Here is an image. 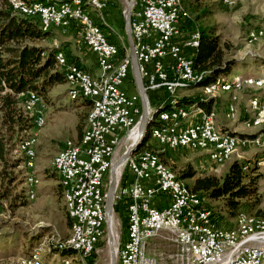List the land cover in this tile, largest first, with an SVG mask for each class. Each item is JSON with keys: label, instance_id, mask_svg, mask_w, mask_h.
Here are the masks:
<instances>
[{"label": "built area", "instance_id": "obj_1", "mask_svg": "<svg viewBox=\"0 0 264 264\" xmlns=\"http://www.w3.org/2000/svg\"><path fill=\"white\" fill-rule=\"evenodd\" d=\"M108 2L96 0L101 10L106 8ZM24 9H31L29 17H37L39 22H45V26H48V18H56V27L76 24L82 41L96 53L99 67L104 70L112 57L113 44L89 18L83 0L61 8L26 3ZM15 12L24 14V10ZM182 24L184 17L178 15L172 0L133 2L130 28L145 89L148 92H165L168 102L171 98H179V90L188 88L190 81L201 77L195 70H184L185 55L177 42ZM184 46L191 47L189 33ZM60 55L65 57L63 52ZM81 69L79 67V73ZM130 69L131 61L126 67H120L118 77L105 93L91 89L90 79L93 76L90 72L88 78H82L84 90H88L96 102V114L83 146L70 159V166H65L66 189L72 198L74 215L78 218L80 238L77 241H61L77 244L87 257L96 251L105 232L104 177L122 138L124 135L131 137L138 123L139 96L124 88L129 81ZM258 85L261 89L260 83ZM23 103L33 113L34 125L29 138L23 141L19 150V154L26 157L27 170L29 144L35 142L37 121L41 119L42 109L36 100H30L27 95ZM261 103L264 107V101ZM178 113L181 112L168 114L160 121L164 125L174 123L173 132L163 130L155 134L154 139L163 142L164 147L203 152V146H210L208 157L216 164L219 156L232 150V146L264 147V139L251 143L231 140L221 142L215 117H209L208 113L198 112L189 122L175 125ZM243 121L248 127L246 117ZM125 165L126 172L118 175L114 197V200L124 199L127 210V236L117 250L118 264H159L147 254L146 244L163 229L174 235L182 264L264 263V225L245 227V224H241L239 231H231L230 226L220 225L218 220L210 221L213 211L203 204L200 195H182V189H177L175 184L177 175H162V167L148 164L137 153L132 154ZM28 177L30 193L34 196L33 173L28 172ZM160 196H167L169 203L156 207L152 203L153 199ZM190 227H197V236H190Z\"/></svg>", "mask_w": 264, "mask_h": 264}, {"label": "rangeland", "instance_id": "obj_2", "mask_svg": "<svg viewBox=\"0 0 264 264\" xmlns=\"http://www.w3.org/2000/svg\"><path fill=\"white\" fill-rule=\"evenodd\" d=\"M83 4L88 5V0H83ZM208 4L212 6H210L212 11L205 17L197 19L193 16L194 13H189L184 7V4L181 3V9L183 5V12L185 13V16L189 18L184 22L185 30L186 32L191 31V37L194 32L200 31L199 27H213L214 31L220 38V45L224 43L226 44V47H224L226 56L235 60L237 63L233 69V73L227 79L228 82H224L227 88H219L213 92L214 96H222L227 102L230 101L229 94H232L231 100L234 105L231 104L230 111L228 109V112L231 113H225L226 108L224 109L222 105L220 107H212L210 110L214 111L215 123L220 131L228 132L240 139L255 137L263 132L264 122L260 127L252 129L249 127L248 129L241 119V114L243 112L246 113L247 108L249 110L253 95L262 90V88L259 89L256 87L251 80L264 75V65L262 64L264 61V0H227V3L224 2V0H208ZM125 7V0H110L106 8L102 11L98 12L89 8V12H92L91 15L95 22L98 21L97 23H100L99 25L104 29L103 32L107 38L110 41L114 38V41L117 42L119 46L126 47L128 52V42L124 28ZM111 11L118 14L119 24L116 27L111 23H109L108 27L103 23L104 21L99 20L100 16L98 15H104L105 12L110 14ZM94 14L97 20L94 17ZM75 25L76 24L71 23V26L69 27L52 26L50 29L51 36L48 39L42 40L40 44L44 46L54 45L55 43L53 39H56L57 42L55 45L58 46L60 45L58 41L64 40L62 39L63 34L68 32H74L77 39L80 42H83L78 33V28ZM187 34L185 35L187 36ZM62 43L69 44V42ZM190 51L193 53L194 50L191 49ZM68 53V56L72 55V51H69ZM125 56H128L129 58L128 53ZM62 58L67 65L73 64L68 63L65 57ZM130 72L129 79L130 76H132L133 79V84L131 83V93H137L139 96L131 69ZM232 83L235 85L233 88L230 85ZM199 88L200 87H188L179 90L177 96H180L179 94L181 91H185L184 94H189L188 96L200 98L199 95L202 94V96H204L205 94L202 89ZM263 91L264 90H262V92ZM146 94L149 111L152 112L154 106L151 104L150 97L153 95V92H148L146 90ZM82 98H85V96L76 92L66 81L64 83L55 84L50 91L47 92L45 97H39V106L44 114V125L37 131L35 137L36 157L33 173L36 182V197L32 200L28 199L25 192V168L22 154H19L16 150L12 151L13 157L21 160V165L12 172L17 179L15 181V186L12 188L11 196L0 199V264H32L29 260L30 256H26L27 253H25V249L30 248L31 246V248H35L33 251H38L37 253H39L42 264H65L67 262L68 264L111 263L106 224L104 236L98 244L96 251L87 258L75 250H71L73 252L67 253L58 252L45 254V249L49 242H62L61 238L69 233L64 200L59 186L58 176L52 167V159L56 153L62 149L66 140L72 139L78 141L84 130H86V117L90 107L84 103L85 101ZM139 106L140 114L137 122H139L141 115L140 97ZM80 113H85L84 119L83 117L79 118ZM28 115L30 116V114ZM79 119L81 121L80 124L82 129L80 136L76 129V123L79 122ZM136 130L131 137H126L124 135L115 151L113 161L119 158L128 146L132 144L136 136ZM30 131L31 130L23 132L20 136V141L25 140L30 135ZM40 131L45 133L42 132L40 135ZM262 139H264V136ZM142 144L145 146V149H147L146 146H150L148 149L151 151L154 150L156 155L159 154V160L176 174L179 170L184 168L187 163H191L192 160L200 157L198 153H190V151L197 152L194 150L187 148H167L162 146L157 140L150 137L149 130H147L140 146H143ZM261 150H264V147L259 149L251 145L237 146L234 149L231 158L222 165L214 163L209 159L208 154L205 153V156L208 157V159L205 160H207L208 163H204L200 169L198 168L199 172H206L204 169H209L210 167V169L207 170V173L220 176L235 160L242 162L241 164L243 165L250 162V165L254 166V163H256V172L263 174L257 181L260 200L254 209L248 210L243 208V211L253 215L256 213V210H260V215L257 217H264V154L263 156H261L262 154L260 155ZM257 155L259 156L254 158L253 163V157ZM177 157L181 158L179 162L174 160V158ZM125 162L120 166L119 173L123 171L126 172ZM109 172L110 171H108L104 177V190L106 194L110 181ZM184 182L182 183L189 184L191 181L188 180ZM21 191H23L22 197L19 195L16 200H13V197ZM114 201H116V199ZM203 202L213 209V214L216 215L217 222L220 225H230L231 227L235 225V216L229 217L227 209L220 201L204 199ZM120 203L123 206L122 211L115 212L113 209L111 218V230L114 237V247L116 251L115 264H118L117 250L127 236L126 201L123 199L120 200ZM163 236L168 237L169 239H163ZM67 237L65 239H67ZM146 252L151 257H154L159 264H182L181 258L179 257L180 251L174 240V235L166 229L159 231L155 238L147 242Z\"/></svg>", "mask_w": 264, "mask_h": 264}, {"label": "trees", "instance_id": "obj_3", "mask_svg": "<svg viewBox=\"0 0 264 264\" xmlns=\"http://www.w3.org/2000/svg\"><path fill=\"white\" fill-rule=\"evenodd\" d=\"M181 3L184 4L189 13H194L193 16L197 19L205 17L212 11V6L208 4V0H181ZM180 11L179 15L184 17V22H186L189 18L183 12V5ZM97 24L99 25V23ZM99 27L101 26L99 25ZM50 29L44 30L37 17H29L13 11L9 0L0 1V199L11 196L12 188L17 179L12 172L21 165V160L14 158L12 151L20 142L21 134L31 130L34 126L33 114L26 111L23 105L26 95L33 93L38 98L40 96L45 97L55 84L65 82V68L55 59V55L59 51H63V48L59 45L44 46L40 44L42 40L51 36ZM199 30V46L188 58L192 59L193 68L201 75V79L189 87L196 88L208 83L228 82L227 79L233 73L237 63L226 56L224 52L226 44L220 45V38L213 27H199ZM117 45V57L123 58L126 55V47ZM65 57L68 63H73L70 56L65 54ZM262 64L264 65V61ZM129 81L133 84L132 76H130ZM230 85L232 88L235 86L234 83ZM260 92L262 93V90L254 95ZM163 94V101L161 100L156 105L157 109L160 107L168 108L172 100L180 105L197 102L205 110L221 105L227 109L230 104H233L232 94H229L230 101L228 102L222 96H206L204 94V96L199 95L200 98L191 96L171 98L168 102L167 94L165 92ZM82 99L90 107V99ZM84 114L80 113L79 118L83 117L84 119ZM241 115L242 120L245 117L248 119V108L246 113L243 112ZM80 122L79 119V122L76 123L79 136L82 131ZM150 122L151 124L154 123L153 120ZM146 147L147 149L150 148V146ZM142 148L145 146H140L133 154ZM263 154L264 150H261L260 155L263 156ZM157 155L159 157V154ZM258 156L253 157V163L254 158ZM241 163L237 160L233 161L220 176L214 174L196 176V171L191 163H187L175 174L181 182L190 180L191 182L185 186L191 192L200 195L202 201L204 199L220 201L227 209L228 216L233 217L238 212L243 211V208L254 209L260 200L257 181L263 174L256 172V163L254 166H251L250 162L244 165ZM22 192L16 194L13 200H16L19 195L22 197ZM204 205L213 210L206 204ZM122 207L120 200L114 201L113 209L115 212H121ZM255 212L253 215L259 216L261 211L256 210ZM67 223L70 229L71 221L69 218ZM68 235L61 239L64 240ZM62 245L63 242H49L45 254L73 252L63 249ZM31 247L25 249L26 256H30L35 249Z\"/></svg>", "mask_w": 264, "mask_h": 264}, {"label": "bare ground", "instance_id": "obj_4", "mask_svg": "<svg viewBox=\"0 0 264 264\" xmlns=\"http://www.w3.org/2000/svg\"><path fill=\"white\" fill-rule=\"evenodd\" d=\"M78 1L79 0H32V1L30 0L29 1L10 0V6L13 11H23L24 10V14L22 15L31 16V9H24L26 3H31L32 6H47L48 8H61L62 6H70L74 3H77ZM172 2H174V7L177 10V13L179 15L180 10H181V0H172ZM224 2L227 3V0H224ZM88 6L92 10H95L98 12L101 11L99 4L96 3V0H88ZM89 18L92 19L90 14H89ZM93 23L95 24V26L99 27L98 24L94 20H93ZM40 24L43 29L48 30L50 29L48 26L56 25V18H48V26H45V22H40ZM99 29L102 31V35L106 36L105 33L103 32V29L101 27H99ZM109 43L111 42L109 41ZM112 44H113L112 57L111 59H109V61H107V64L103 70L108 73L107 74L108 76L106 78L105 85L100 91V93L106 92L108 86L111 83H113V81L118 77L120 67H126L128 61H130V57L128 58V56H125L123 58H118L117 57L118 56L117 46L114 43ZM190 45H191V48L193 49H196L199 46V32H194V34L190 37ZM128 55H129V52H128ZM55 59L61 66L66 67L65 81L69 85H71V88H74L76 92L81 93L83 96H85V98H88L91 101L90 110L86 117V130L82 134L81 141L77 142L71 139L66 140L65 142L67 143L65 144L64 142L63 148L52 159V167L58 176V180H59L58 182H59L62 197L64 200L66 214L71 221L70 231H72V233L69 234L67 239L68 241H77L80 238V226H79L77 216L74 215L71 195H69L68 189H66L67 173H65V166H70V159H72L75 152L79 150L80 147L83 146L85 137L87 134H89V130L91 128L93 117L96 114V102L94 101V97L88 94V90H84V81L82 78H88V72L84 69H81L79 73V66L74 65V64L67 65L59 53L55 55ZM97 62L99 65L98 56H97ZM184 70H194L192 59L186 56H185V62H184ZM200 79L201 77H197L196 79L190 81L189 86L196 84L197 82L200 81ZM251 82L258 88H259L258 83H260L262 90H264V75H262L259 78L251 80ZM90 87L93 91L96 92V88L93 84L92 78L90 79ZM200 88L202 89V91L204 92L206 96H214L213 92L216 89H219V88L226 89L227 87L225 83H221V84L208 83V84L201 86ZM263 95L264 93L254 95L252 97L250 108L248 110L249 111V118L247 119L248 127H251V128L260 127L263 124L262 122H264V107H262V103H261V101H264ZM27 97L30 98V100H36L37 105L39 106V98L36 97L33 93H29ZM231 106L232 105L230 104L227 107L226 113H231V112H228V109L230 111ZM24 108H25V105H24ZM25 109L30 114H33L30 109H27V108ZM210 109L205 110L199 107L197 102L180 105L172 100L168 108L160 107V109H157L158 111L156 115L152 117L151 121L153 120L154 123L151 124L148 129L150 137L154 138L157 132H162L163 130L164 132H173L174 123H167L164 125L163 122H160L168 114L181 112V113H178V118H175V125H182V122H189L191 120V117L195 116L198 112L208 113L209 117H215L214 111ZM43 125H44V114L42 112L41 119L37 121L36 132L40 128H42ZM29 136L27 138H29ZM136 136H137V130H136ZM219 136H220L221 142H228V140H231V141H238L241 143H251L255 140H261L259 135L252 137V138L240 139L234 135L229 134L228 132H223L220 130H219ZM23 141H20L17 144L16 149H15L16 151L19 152ZM158 143H160L163 146V142H158ZM236 147L237 146H232V150H228L227 152H224L223 154H221L218 158L217 164H223L226 161H228L231 158L232 153ZM203 152L210 155V146H203ZM154 154L155 153L153 151L149 149H145V148H142V150L137 152V155L143 158L144 161L148 162V164H155V165H159V167H162V175L175 176L176 174L169 167L163 164V162L159 160L158 156L155 157ZM22 157L24 159L23 164L25 168L26 157L25 156H22ZM35 157H36L35 142H30L29 150H28L27 170L25 168V171H24L25 192H26L28 199L30 200L36 197L35 176L32 171L34 168V164H35L34 162ZM28 172L33 173V178H34L33 179V193H35L34 196H32V193H30L31 183L28 177ZM118 173H119V169L117 170V176H118ZM175 184H176L177 189H182V195H189V193L192 195H198L194 192H191L189 189H187L185 184H183L180 180H178L177 177H175ZM210 221H217V217L213 213H210ZM241 224H245V227H256V225H264V217H257L249 213H246L244 211L239 212L235 216V225L231 227V231H239V229L241 228ZM190 236H197V227H190ZM62 246H63L62 247L63 249L75 250V251L80 252L82 255L87 256L84 254V250L77 244L63 243ZM37 252L38 251H33L30 255L29 260L31 261L32 264H42L39 253ZM65 264H68V262ZM261 264H264V263H261Z\"/></svg>", "mask_w": 264, "mask_h": 264}, {"label": "crops", "instance_id": "obj_5", "mask_svg": "<svg viewBox=\"0 0 264 264\" xmlns=\"http://www.w3.org/2000/svg\"><path fill=\"white\" fill-rule=\"evenodd\" d=\"M110 1V0H109ZM109 3V2H108ZM86 10L89 12V10L91 9L88 5H86ZM90 8V9H89ZM102 11V10H101ZM92 13V12H91ZM91 13L89 12L90 16L92 17ZM100 16L99 17V20L101 21H104L103 23L109 27V23L113 24L115 27L118 26L119 24V18H118V14L114 11H111L110 14L108 12H105L104 15L100 14L98 15ZM94 17L96 18L95 14H94ZM92 19L94 20V18L92 17ZM97 20V18H96ZM95 21V20H94ZM98 22V21H97ZM96 22V23H97ZM100 24V23H99ZM71 26V24L69 25ZM67 26V27H69ZM77 28L78 26L75 25ZM103 29V28H102ZM185 25L182 24L181 27H180V35L179 37L177 38V42L181 45L182 47V53L183 55H185L186 57H191L193 55V53L190 51L191 49L193 48H188V47H185L184 46V41L186 40L187 36L185 34L186 33V30H185ZM104 30V29H103ZM113 31H115L114 29H112ZM72 31V30H71ZM116 32V31H115ZM78 33H79V29H78ZM117 33V32H116ZM189 35L191 33V31H188ZM184 35V36H183ZM61 39V38H60ZM64 40H61L62 42H69V44H63L61 41H58V43L60 44L59 46H61L63 48V51H59L58 53H61L63 52L64 54H69L68 52L69 51H72V55H70V59L73 63L77 64L79 67H81L82 69L86 70L87 72H90V74L93 76L92 78V81H93V84L95 85L96 87V90H97V93H100V91L102 90V88L104 87L105 85V82H106V78H107V72L105 71H102L101 68L99 67L98 65V62H97V55L96 53H93L83 42H80L76 35L74 34V32H68V33H65L63 34V38ZM113 40L111 41H114L115 39L112 38ZM54 40V43L56 44L57 40L56 39H53ZM109 40V39H108ZM110 41V40H109ZM112 43V42H111ZM115 45H117L116 43L117 42H113ZM54 44V45H55ZM57 46V45H55ZM195 50V49H193ZM127 50H126V54H127ZM128 84V85H127ZM124 88L131 93L132 91V88H131V82L128 81V83H126L124 85ZM201 89V88H199ZM185 91H181V93L179 94L180 96L178 97H182V96H188L187 94H184ZM264 91L260 94H263ZM264 96V95H263ZM160 97H161V100L163 101V98H164V94L162 91H156L154 92L153 91V95H151L150 97V101H151V104L153 107V109H156V105L161 102L160 100ZM172 102V101H171ZM248 105H249V101H248ZM202 108V107H201ZM214 108V107H213ZM225 113H226V110H225ZM227 115V114H226ZM85 131V130H84ZM43 131H40V135L42 134ZM45 133V132H43ZM36 135H37V132H36ZM261 139L262 137L264 136V131L259 133L258 134ZM257 136V135H256ZM82 137V136H81ZM72 140V139H71ZM76 141V140H74ZM81 141V138L77 141V142H80ZM63 148V147H62ZM61 150V149H60ZM59 150V151H60ZM58 151V152H59ZM57 152V153H58ZM56 153V154H57ZM190 153H198V155L200 157L198 158H195L194 160L191 161V164L193 165L195 171H196V176H202V175H205V174H212V173H207V170L210 169H204L206 172H199L198 168L200 169L202 165H204V163H208L207 160L205 159H208L207 156H205V152H201V151H197V152H193V151H190ZM180 157H177V158H174L175 161L179 162L180 161ZM184 159V158H183ZM183 161V160H181ZM207 161V162H206ZM222 165V164H221ZM217 170V169H215ZM33 171V170H32ZM216 175V174H214ZM36 183V182H35ZM151 182H148V184H150ZM153 205L156 206V207H163V206H166L168 203H169V199L167 196H160V197H155L153 199ZM230 226V225H228ZM231 227V226H230ZM69 233H70V229H69ZM68 233V234H69ZM163 239H169L168 237H165L163 236L162 237ZM42 254V253H41ZM149 255V254H148ZM150 256V255H149ZM42 257V255H41ZM180 257V256H179Z\"/></svg>", "mask_w": 264, "mask_h": 264}, {"label": "water", "instance_id": "obj_6", "mask_svg": "<svg viewBox=\"0 0 264 264\" xmlns=\"http://www.w3.org/2000/svg\"><path fill=\"white\" fill-rule=\"evenodd\" d=\"M125 1H126V7L124 12V28H125L126 39L128 42V52L131 61V71L141 102V115L137 126L136 138L134 139L132 144L128 146V148L124 151V153L119 158L113 161L109 169L110 181L104 203V213H105V224L108 233V244L110 246V253H111L110 264H115V256H116L115 247H114V237L111 230V222H112L111 218L113 213L115 191L117 187V179H118L117 170L139 148L149 126L151 125L150 121L152 117L158 111L157 108L154 109L152 112L149 111L146 89L139 70V64L137 61L136 52L134 48V43L130 28L131 10L134 0H125ZM262 131H264V129Z\"/></svg>", "mask_w": 264, "mask_h": 264}]
</instances>
